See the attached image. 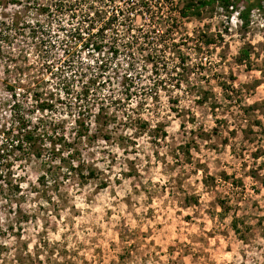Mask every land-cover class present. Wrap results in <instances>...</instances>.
<instances>
[{
  "label": "rangeland",
  "instance_id": "rangeland-1",
  "mask_svg": "<svg viewBox=\"0 0 264 264\" xmlns=\"http://www.w3.org/2000/svg\"><path fill=\"white\" fill-rule=\"evenodd\" d=\"M78 1L0 0V264H264V8Z\"/></svg>",
  "mask_w": 264,
  "mask_h": 264
},
{
  "label": "trees",
  "instance_id": "trees-1",
  "mask_svg": "<svg viewBox=\"0 0 264 264\" xmlns=\"http://www.w3.org/2000/svg\"><path fill=\"white\" fill-rule=\"evenodd\" d=\"M79 2H80V0L78 1L77 5H79ZM263 2H264V0H187L186 3L180 7L179 14L181 17L199 16L200 10L202 8H205L207 6H213L217 3L219 6L225 8V9L230 8V10H234L235 12H237V15L240 18L241 22L243 24H247L249 22V17H250L252 10L257 9L260 11L264 8ZM241 4H242V6H241ZM72 5L69 6L70 11H72L71 10ZM56 8H57V5H55V9ZM58 8L62 9V6L59 5ZM41 10L44 13H48L50 10H52V6L46 4L45 6L41 7ZM82 21H84V20L82 19ZM110 23H112V20H108L106 22L107 26H103V27L110 26L111 25ZM103 27H101L100 31H103ZM75 30L76 31L74 32L72 37L74 38L76 35L78 40H81L82 35L78 31L79 29L75 28ZM0 36H2L1 32H0ZM5 37H7V36L5 35ZM83 43H87V42H83ZM92 46L94 47V49H99L98 44H96V45L93 44ZM243 56H248V55L246 52H244ZM94 82L92 83V81H91L92 84H94ZM89 84H88V82L82 83V87L80 90H76V89L73 90V87H70L69 85L63 87L64 91L67 94L66 96L72 94V92L75 91L74 99H75V101H77V106L79 107L78 110L76 111L77 116L75 118V121H77V123H79L82 127H84L85 130H87V128H88V123H91V120H90L91 117L94 116L96 118V117H98V115H100V112H96V114H95V112L93 113V110L91 108L94 106L95 100L98 99L101 101V103L99 105V111L103 110L104 102H106L107 99H109L111 101L116 100V98H111L110 95H103V94L99 93L101 95L100 96L98 94V92H96L94 94V98H93L92 102H90L84 106L80 105L81 103L79 101H81V102L82 101H88V98H89L88 94L90 91V85ZM125 91H127V88H125ZM126 96H129V93H126ZM95 97H99V98H95ZM57 99H59V101H61V98H57ZM66 104L69 107H71V105H72V103L68 104L67 102H66ZM75 105L76 104H74V106ZM54 106H55L54 102H47L45 100L42 102H39V104H38V107L41 110L51 109V108H54ZM80 114L86 119L80 118V116H79ZM27 124L28 125H26L25 121H21V127H19V129L22 131L21 132L18 131V133L15 136L16 141H17L16 146L19 148L23 147V151H25L26 154L34 155L35 157L42 158V156H43L42 150H44L45 144L47 145L49 143V142H46L47 141L46 138H48L50 135L49 129L46 128V126L42 125L43 123H42V120L40 118H38V121L34 124L31 123L30 120H28ZM40 126L42 127V130L41 129L39 130Z\"/></svg>",
  "mask_w": 264,
  "mask_h": 264
}]
</instances>
